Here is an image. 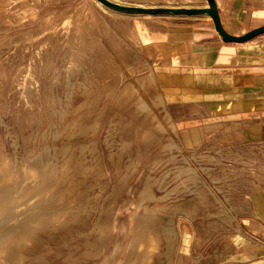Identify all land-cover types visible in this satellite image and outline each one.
I'll return each instance as SVG.
<instances>
[{"label": "rangeland", "instance_id": "1", "mask_svg": "<svg viewBox=\"0 0 264 264\" xmlns=\"http://www.w3.org/2000/svg\"><path fill=\"white\" fill-rule=\"evenodd\" d=\"M123 14L95 0H0V159L37 166L57 199L34 211L47 224L11 237L18 264H228L246 200L264 187V141L245 144L221 99L178 86L139 30L210 18Z\"/></svg>", "mask_w": 264, "mask_h": 264}, {"label": "crops", "instance_id": "2", "mask_svg": "<svg viewBox=\"0 0 264 264\" xmlns=\"http://www.w3.org/2000/svg\"><path fill=\"white\" fill-rule=\"evenodd\" d=\"M215 3L222 26L231 35L264 26V9L249 10L245 0ZM140 29L168 75L179 78L178 86L188 78L194 95L221 99L226 119L245 144L264 141V34L242 44L224 43L212 21L196 20H145ZM246 204L228 264H264V187L253 190Z\"/></svg>", "mask_w": 264, "mask_h": 264}, {"label": "bare ground", "instance_id": "3", "mask_svg": "<svg viewBox=\"0 0 264 264\" xmlns=\"http://www.w3.org/2000/svg\"><path fill=\"white\" fill-rule=\"evenodd\" d=\"M203 8L205 7L189 9ZM123 15L131 14L124 13ZM204 15L206 14L189 17ZM214 106L217 107L216 104ZM36 173L37 166L35 165H27L21 170H14L6 162L4 163L3 158L0 159V264H18L20 262L13 245L15 243L13 237L30 234L33 227L45 225L51 220L48 214H34L35 210L44 208H47L46 211L49 210L57 201L55 197H48L50 188L45 181L37 180ZM19 201L21 202L19 203ZM23 202L34 206L32 212L26 211L27 205H21ZM136 227L141 228L138 224Z\"/></svg>", "mask_w": 264, "mask_h": 264}, {"label": "water", "instance_id": "4", "mask_svg": "<svg viewBox=\"0 0 264 264\" xmlns=\"http://www.w3.org/2000/svg\"><path fill=\"white\" fill-rule=\"evenodd\" d=\"M95 1H97L98 3L109 9L126 14H144L151 16H155L157 14H176V15H184V16L206 14L212 21L216 33L224 43L242 44L256 38L257 36L264 34V26L254 28L239 36H234L226 32V30L222 26L215 0H206L208 7L203 9H151V10L140 7H125L119 4L112 3L108 0H95Z\"/></svg>", "mask_w": 264, "mask_h": 264}]
</instances>
